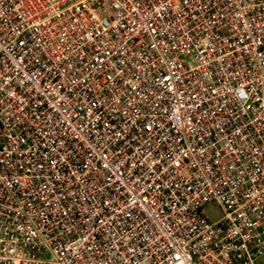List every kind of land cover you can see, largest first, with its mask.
Returning a JSON list of instances; mask_svg holds the SVG:
<instances>
[{
  "label": "built area",
  "instance_id": "obj_1",
  "mask_svg": "<svg viewBox=\"0 0 264 264\" xmlns=\"http://www.w3.org/2000/svg\"><path fill=\"white\" fill-rule=\"evenodd\" d=\"M0 264H264V0H0Z\"/></svg>",
  "mask_w": 264,
  "mask_h": 264
},
{
  "label": "rangeland",
  "instance_id": "obj_2",
  "mask_svg": "<svg viewBox=\"0 0 264 264\" xmlns=\"http://www.w3.org/2000/svg\"><path fill=\"white\" fill-rule=\"evenodd\" d=\"M205 212L209 221L217 220L223 215V211L217 202L207 204L205 206Z\"/></svg>",
  "mask_w": 264,
  "mask_h": 264
}]
</instances>
